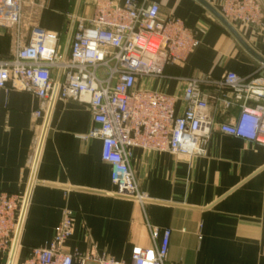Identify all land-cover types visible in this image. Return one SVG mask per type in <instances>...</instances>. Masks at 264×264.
Listing matches in <instances>:
<instances>
[{
  "label": "crops",
  "instance_id": "0c3cea01",
  "mask_svg": "<svg viewBox=\"0 0 264 264\" xmlns=\"http://www.w3.org/2000/svg\"><path fill=\"white\" fill-rule=\"evenodd\" d=\"M76 1L39 0L36 23L28 17L20 33L0 27V61L31 41L35 24L60 33L64 49ZM95 1L82 0L79 15H91ZM148 1L160 5L162 18L182 19L200 44L184 63L168 67L161 78L142 79L139 88L181 98L189 79L258 73L264 20L260 27L227 25L220 18L222 0ZM184 106L180 99L177 111ZM38 108L39 99L28 93L8 91L0 98V193L25 198L34 173L18 262L29 249L52 240L69 209L74 231L64 247L67 253L107 254L130 263L134 247H154L150 225L172 231V264H264V146L215 130L206 153L192 159L135 149L131 170L146 197L142 203L115 196L101 141L85 139L94 127L86 104L55 100L34 172L48 113L35 119ZM238 114V109L218 114L216 121ZM0 264H8L6 255L0 254Z\"/></svg>",
  "mask_w": 264,
  "mask_h": 264
},
{
  "label": "built area",
  "instance_id": "2783aa9c",
  "mask_svg": "<svg viewBox=\"0 0 264 264\" xmlns=\"http://www.w3.org/2000/svg\"><path fill=\"white\" fill-rule=\"evenodd\" d=\"M38 7L39 0H0V27L20 33L28 17L36 23ZM220 10L231 24L260 27L264 20V0H222ZM199 44L182 19L162 18L157 2L96 0L91 15L77 17L65 61L62 35L32 27L31 41L0 61V98L14 90L34 95L39 108L33 117L43 119L55 89L54 71H61L56 99L89 106L94 127L85 139L101 141L114 194L144 203L131 170L135 149L192 159L206 153L215 130L264 146V62L250 76L230 72L215 80L189 79L181 98L138 87L142 79L161 78L168 67L184 63ZM180 99L185 105L181 113ZM234 109L236 118L217 123L216 115ZM24 199L0 193V254L8 260ZM149 230L154 247H134L130 263L107 254L67 253L74 214L66 209L52 240L13 264H172V231L150 225Z\"/></svg>",
  "mask_w": 264,
  "mask_h": 264
},
{
  "label": "water",
  "instance_id": "95a60500",
  "mask_svg": "<svg viewBox=\"0 0 264 264\" xmlns=\"http://www.w3.org/2000/svg\"><path fill=\"white\" fill-rule=\"evenodd\" d=\"M81 3H82V0H77L76 1L73 17H72V20H71V23H70V27H69V30H68V33H67V37H66V41H65V45H64V49H63V61H65L67 59V56H68V52H69L71 40H72V37H73V33H74V30H75L76 20H77V17L79 15ZM220 18L226 24L228 23L224 18H222V17H220ZM261 62L263 63L264 59H261ZM61 78H62V72L59 71L58 76H57L56 81H55V89H54L53 96H52V99H51V103H50V106H49V109H48V113H47V117H46V121H45V126H44V131H43V134H42L39 146H38L37 154H36L34 172L36 170V165L38 163V159H39V156H40V152H41L44 136H45L46 129H47V126H48V122H49L50 114H51V111H52V107H53L54 102L56 100L57 91H58V88H59V85H60V82H61ZM33 182H34V173H33V176H32L28 191H27L25 199H24V203H23V207H22V211H21V215H20L17 231H16V234H15L12 250H11V253H10L9 260H8V264H13L14 260L16 258L17 250H18V247H19V241H20V235H21V231H22V226H23V222H24V218H25V214H26V210H27L28 201H29V198H30V193H31V188H32ZM115 196H117V195H115Z\"/></svg>",
  "mask_w": 264,
  "mask_h": 264
},
{
  "label": "bare ground",
  "instance_id": "6f19581e",
  "mask_svg": "<svg viewBox=\"0 0 264 264\" xmlns=\"http://www.w3.org/2000/svg\"><path fill=\"white\" fill-rule=\"evenodd\" d=\"M38 142V141H37ZM37 146V145H36Z\"/></svg>",
  "mask_w": 264,
  "mask_h": 264
}]
</instances>
